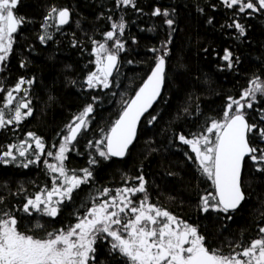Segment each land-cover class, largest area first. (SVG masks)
Instances as JSON below:
<instances>
[{
    "label": "snow or ice",
    "instance_id": "snow-or-ice-1",
    "mask_svg": "<svg viewBox=\"0 0 264 264\" xmlns=\"http://www.w3.org/2000/svg\"><path fill=\"white\" fill-rule=\"evenodd\" d=\"M19 4L0 0V132L7 140H0V167L35 169L43 180L30 181L32 191L25 182L15 192L10 180L0 185V264H264V199L253 228L229 231V222L245 211L253 185L264 190V52L247 70L245 84L224 94L216 115H207L201 107L202 70L185 62L184 48L176 43L180 6L166 0H111L98 10L91 35L84 31L82 40L71 33L69 45L85 63L79 69L63 64L59 83L77 89L80 103L50 142L22 127L34 116V86L40 83L32 68L35 45L28 46L27 54L21 50L17 64L23 74L9 82L20 31L35 23L19 14ZM194 7L206 24L231 29L239 42H250V20L264 22V0H195ZM221 11L222 23L216 18ZM129 12L154 18L147 30L163 33L157 43L146 46L143 59L134 54L140 40L128 31ZM82 19L71 6L51 3L36 39L42 46L52 43L59 48L55 36H67L64 28L73 22L81 28ZM209 51L203 49L206 56ZM212 55L218 58L220 72L240 74L242 58L232 48L212 50ZM127 65L143 66L135 86L124 85L128 78L122 69ZM57 79L44 85L50 93L47 103L56 102ZM117 96L115 118L100 126L98 109ZM173 107L175 115L163 129V141H158L157 108ZM18 131H23L22 137ZM141 136H147L149 155L160 151L153 145L162 143L166 153L181 155L202 183L210 182L202 190L197 184L193 193L195 219L153 198L159 185L143 162L134 172L121 171L119 186L99 185V172L126 163ZM73 153L84 159L83 165L70 166ZM165 174L177 175L171 170ZM85 187L94 194L78 200Z\"/></svg>",
    "mask_w": 264,
    "mask_h": 264
},
{
    "label": "trees",
    "instance_id": "trees-1",
    "mask_svg": "<svg viewBox=\"0 0 264 264\" xmlns=\"http://www.w3.org/2000/svg\"><path fill=\"white\" fill-rule=\"evenodd\" d=\"M148 2L144 1L146 4ZM168 3H176L180 6V31L176 36V43L178 46H183L185 62L192 66H198L203 75L201 76V83L203 88L201 89L202 104L201 107L207 115H216L222 102L223 96L226 93H235L239 90L241 85L245 84V74L248 69L254 68L257 62V57L264 52V22L260 20H250L253 25V29L250 30L249 41L239 42L230 35L231 29L221 30L220 25L216 24L215 27L205 23L203 18L196 12L194 7L195 0H166ZM51 3L69 5L75 12L79 13L81 20V28H78L76 23H71L65 26L64 32L67 36L57 34L56 40L61 43L59 48L57 45L50 43L48 46H42L36 39L39 29V23L42 22V15L46 12L47 7ZM184 4H190L188 8H184ZM102 5L108 4V0H20L18 6L19 14L26 15L33 18L35 23L24 26L18 36L17 55L11 59L12 74L9 78V82L15 79L20 74H23L19 69L17 60L19 53L23 49L27 54L28 46L30 44L35 45L36 52L32 53V59L35 61L32 65L33 71L40 77V83L34 86V116L29 118L27 123L23 125L24 131L34 130L39 134L45 136L50 142L55 138V134L63 127L67 122L71 113L77 111L80 103L77 95V89L71 85L65 84L61 86L59 83L60 68L65 63L75 64L77 69L83 66L85 63L80 53L72 49L69 45L71 39V33L76 32L78 38L84 39V31H87L89 35L92 34L95 26V16L98 14V10ZM147 11V9L145 10ZM126 18L129 20V32L131 35H137L140 40L139 47L135 48V55L137 59H143L147 51L146 46L155 44L158 42V38H162V31L157 29L156 31H148L155 23V20L150 19L148 16H139L129 12ZM217 20L223 22V12L217 13ZM101 28L104 25H100ZM144 29V31H141ZM159 33V36H158ZM97 38L99 35L97 34ZM22 46V48H21ZM135 47V46H134ZM224 47H230L238 54L241 55L242 63L239 66L240 74L235 72H220L216 68L218 58L212 55V50L221 51ZM204 48H209L207 56L203 52ZM90 50V49H89ZM55 55L56 61L49 59V57ZM87 55V52L84 53ZM173 66L176 61L174 60ZM182 71V69H180ZM124 75L128 78L124 80V85L135 86L139 83V78L143 73V66L140 65H127L122 69ZM7 75V73H5ZM57 77L56 85V102L55 104L47 103L48 95L50 94L48 89L44 85L51 84L53 77ZM123 90V89H121ZM120 97L117 96L111 103L105 102L99 109L96 116V123L103 126L110 119L115 118V114L118 108ZM175 103V102H174ZM157 112L160 113L161 119L158 125L160 135L156 137L158 141H163L164 133L163 129L168 126L169 121L175 115L174 107L168 111H162L161 108H157ZM95 126V125H94ZM188 129V125H185V130ZM191 130L195 131V128ZM170 131V129H169ZM4 132H0V140L7 142L4 139ZM17 135L23 136V131H18ZM8 138L11 139V134H8ZM147 136H141L139 143L135 145L132 151L131 157L126 163L112 164L108 168L99 172L97 180L99 185L117 187L121 183V171L134 172L135 167L141 162L144 163L146 169L151 173L150 179L155 180L159 188L152 191L153 198L159 197V203L170 208L177 214L195 219L197 214L195 212L194 191L197 190L196 186L199 184L200 189L208 187L206 183L201 182V178L191 174L184 165V159L179 154H169L164 151L162 143L153 145V147H159V152H153L149 155V149L147 148L145 141ZM176 150L173 149V152ZM83 165L84 159L72 154V161L70 166ZM42 167V165H41ZM167 170H171L177 173L176 176H167L165 173ZM5 180L11 181V187L13 192L16 190V186L20 182H25V187L30 191L34 190V186L29 183L32 180L41 182L43 177L39 176V173L33 169L32 171L26 169H9L5 171L3 167H0V185ZM0 191L3 188L0 187ZM92 192L91 187H85L83 191L79 193L78 200H87ZM171 196H176L177 199H170ZM264 199V190L253 185V189L249 192V203L245 208V211L240 213L234 223H230L229 231L233 234H237L241 230L251 229L254 227L253 220L258 222V212L260 208V201ZM72 209L65 210L64 215L67 216L68 212ZM208 224V221H204ZM218 228V226H217ZM215 231V229H214ZM225 236L228 234L225 233ZM219 242V241H218Z\"/></svg>",
    "mask_w": 264,
    "mask_h": 264
},
{
    "label": "flooded vegetation",
    "instance_id": "flooded-vegetation-1",
    "mask_svg": "<svg viewBox=\"0 0 264 264\" xmlns=\"http://www.w3.org/2000/svg\"><path fill=\"white\" fill-rule=\"evenodd\" d=\"M144 1H147V0H142L143 3H144ZM110 3H111V0H108V4H110ZM60 5H62V4H60ZM146 9H147V8H146ZM146 9H145V10H146ZM146 12H147V11H146ZM125 18H126V17H125ZM126 19H127V18H126ZM153 19H154V18H153ZM75 165H76V166H79V165H77V164H75ZM76 166H73V167H76ZM201 179H202V178H201ZM207 184H208V185H207ZM206 185L209 187V186H210V182L206 183L205 186H206ZM208 187H206V188H208Z\"/></svg>",
    "mask_w": 264,
    "mask_h": 264
}]
</instances>
